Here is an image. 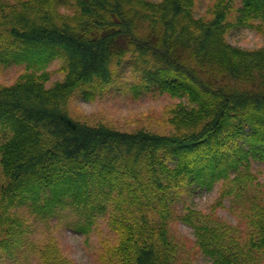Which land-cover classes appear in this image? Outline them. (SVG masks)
<instances>
[{"label":"trees","instance_id":"trees-1","mask_svg":"<svg viewBox=\"0 0 264 264\" xmlns=\"http://www.w3.org/2000/svg\"><path fill=\"white\" fill-rule=\"evenodd\" d=\"M68 1L74 12L60 13L57 7ZM193 3L30 0L24 2L26 13L11 12L17 21L3 16L0 27L20 23L3 34L12 36L5 42L7 61H26L35 71L63 57L69 67L66 80L49 88L45 72L33 71L0 85L5 239L15 236H9L16 222L10 209L18 205L43 218L71 205L87 221L79 231L110 207L113 224L123 225L116 226L122 236L118 250L126 252L121 264H178L181 258L165 224L176 218L173 204L191 196L193 186L210 191L223 179L228 186L219 196L237 192L256 202L253 212H241L252 227L248 241L227 237L237 231L231 224H193L200 214L186 203L177 219L194 227L201 251L213 264H254L246 256L264 254V204L247 188L252 160L264 164V47L232 46L225 36L226 29L245 26L252 17L264 19V0H241L234 24L224 21L225 4L218 3L214 18L205 20L193 15ZM4 5L0 1V12ZM127 53L142 66L146 89L154 86L191 105H179L175 134L89 125L64 110L79 85L108 83L113 60L119 64ZM154 212L163 217L160 225L149 217Z\"/></svg>","mask_w":264,"mask_h":264},{"label":"rangeland","instance_id":"rangeland-1","mask_svg":"<svg viewBox=\"0 0 264 264\" xmlns=\"http://www.w3.org/2000/svg\"><path fill=\"white\" fill-rule=\"evenodd\" d=\"M0 1L5 4L0 12V20L9 14L11 21H17L11 12L26 13L24 2L30 0ZM218 3L227 6L224 21L234 24L239 14L237 9L242 5L241 0H194L193 15L211 20ZM69 5H73L72 2L63 3L57 9L62 14H72L74 11ZM27 15L34 16L32 11ZM10 24L20 27L19 22ZM10 24L0 27V85L13 84L20 76L32 71L37 76L45 72V86L48 88L65 81L69 73L66 58H55L35 71L27 67L26 61H7L6 56L9 55L4 49L5 42L12 36L6 38L3 34L10 30ZM225 36L232 46L253 50L262 48L264 19L252 17L245 26L236 25L226 29ZM111 68L113 76L108 83L79 85L62 105L66 113L76 121L89 125L103 124L123 132L143 129L161 135L175 134L176 111L181 102L190 107L189 102L185 98L161 92L154 86L146 89L143 86L142 66L134 64L130 53L119 64L117 59L113 60ZM241 170L242 173L246 171L245 168ZM248 172L252 174L247 185L249 193L261 200L260 205L264 204V164L252 160ZM0 176L4 178L2 174ZM222 186H228V181L224 183L223 179L220 180L210 191L193 186L191 196L184 194L180 202L173 204L172 211L176 218L166 220L165 224L168 236L176 246L177 256L181 258L178 264H213V259L201 251L200 237L194 234V227L177 219L183 203L200 214V217H195L193 224L211 225L213 220L231 224L237 231L227 233V237L232 236L238 242L248 241L252 227L246 216H241V212H253L251 208L256 202L237 192L233 193L234 196H219ZM218 201H221L222 206ZM10 211L14 212L16 222L10 225L9 236H15L5 239L6 224L0 222V239L6 243L0 247V264H121L120 257L126 253L118 250L122 236L116 226L122 228L123 225L113 224L110 207L97 217L95 223L82 231L77 230V227H85L87 221L71 205L57 207L56 213L47 218L35 214L26 204L13 207ZM149 217L157 225L163 220L155 212ZM20 229L24 232L20 233ZM124 245L129 246L128 242ZM229 246L231 250L233 245ZM42 254L47 260L41 257ZM246 257H250L254 264H264V254L260 252Z\"/></svg>","mask_w":264,"mask_h":264}]
</instances>
